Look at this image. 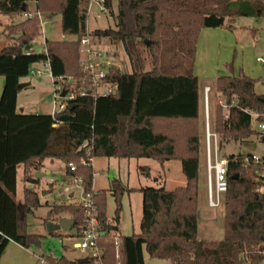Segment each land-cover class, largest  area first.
<instances>
[{
	"label": "trees",
	"instance_id": "obj_1",
	"mask_svg": "<svg viewBox=\"0 0 264 264\" xmlns=\"http://www.w3.org/2000/svg\"><path fill=\"white\" fill-rule=\"evenodd\" d=\"M31 0H0V13L14 19L30 11ZM36 12L49 16L60 13L62 30L77 40L73 53L49 48V54L31 52L39 35L37 17L24 18L6 27L8 45L1 47L0 76L5 78L0 98V259L13 240L25 248L40 246L44 235L28 232V213L41 206L40 179L34 177L47 159H61L70 178H80L90 191L94 171L82 160L88 156L153 158L160 163L180 160L186 184L172 190L166 187L131 188L119 179L108 190L96 191L95 202L103 220L106 236L107 194L114 196L115 219L120 220L122 196L139 191L143 195L140 231L121 235L123 264H146L151 258L169 259L171 264H264V165L243 163L229 155L228 191L225 195L224 237L215 245L198 238V197L200 168V87L193 73L173 74L160 70L162 31L173 32L174 46L194 65L196 46L204 27L217 28L235 21L237 16L264 15V0H105L115 25L91 32L94 37L122 45L132 65L131 72L113 68L107 82L117 84L115 94L78 95L73 108L55 115L19 112L18 84L30 68L49 60L54 84L70 88L68 78L81 83L78 45L87 32L86 0H35ZM212 3H216L212 6ZM152 47L154 68L145 70L140 46ZM261 80V79H260ZM258 79L243 72L224 74L216 79V89L228 102L237 106L225 118L220 107L215 131L222 141H239L255 134L253 119L243 109L259 113L264 120V93L256 91ZM262 140H264L262 138ZM86 144V147L83 145ZM87 147H91L90 154ZM239 156H242L239 154ZM76 164L72 171L70 163ZM24 166L23 206L15 200L17 167ZM70 180V179H69ZM48 204V203H47ZM45 222L63 212H71L80 228L82 206L53 203ZM105 264H115V246L105 244ZM47 256L53 264H70L71 259ZM91 264V263H85Z\"/></svg>",
	"mask_w": 264,
	"mask_h": 264
},
{
	"label": "rangeland",
	"instance_id": "obj_2",
	"mask_svg": "<svg viewBox=\"0 0 264 264\" xmlns=\"http://www.w3.org/2000/svg\"><path fill=\"white\" fill-rule=\"evenodd\" d=\"M216 3H212L214 7ZM97 6L89 12L87 20V28L91 31L97 29H105L115 25V17L106 13L97 16ZM9 16L0 13V32L1 44L6 42V26L9 22ZM42 21L51 23V29L42 33L35 38L33 49L35 52H42L43 45L41 42L48 44L47 48H58L62 53H73L77 46V40L72 35H67L62 30L61 14L48 16L42 13ZM41 29V26H40ZM219 35L217 37L218 44L216 49L212 51L209 58L203 63L202 70L205 75L200 78V108H201V127H200V181H199V197H198V238L206 240L210 245L217 244L224 237V205L220 208H211L208 205L207 192V168H206V142H205V107L203 98V87L208 84L211 86L209 112L211 129L215 131L217 111L220 107L223 115V109L218 101L223 98L216 89V76L219 73L236 74L240 72H250L252 77L257 78V74L264 77V67L257 61L258 57H264V15L262 16H237L233 23L226 24L223 27L209 28ZM161 54H160V70L173 74H188L193 72V66L186 56H183L175 49L173 40V32L171 29L164 28L162 31ZM97 46L102 51L108 53V60L123 72H131L132 65L129 57L122 45L109 43L106 39H96ZM143 66L145 70L154 68V57L152 47L143 44L140 46ZM234 67V69H226V66ZM47 62H38L31 66L30 73L26 77L32 83L25 86L18 92V108L24 110L25 113L40 112L42 114L52 113L55 105V93L60 83L54 84V79L46 70ZM226 65V66H225ZM199 67V66H198ZM201 68V66H200ZM35 71H42L41 75L35 74ZM215 72V73H214ZM258 72V73H257ZM261 77V78H262ZM256 91L264 93V85L258 79ZM108 87V84H102L98 87V93H102ZM72 88L76 90L75 84ZM57 108L65 99L57 98ZM254 125L252 126V128ZM254 135L247 139L239 141H222L220 133V156L228 157L229 155H257L264 157V141L255 131ZM117 158L111 160L110 169L105 157H93L94 168L99 170V174L93 176L94 185L98 188H108L114 178L121 176L124 183L136 186H165L167 190H172L178 186L186 184V177L182 172V165L179 160H171L160 163L153 158L133 159L129 163L122 160L121 166L117 163ZM137 164L138 166H135ZM148 166L149 170L143 169ZM19 202L22 201V167L20 166ZM49 171V172H47ZM44 176L41 178L40 185L37 187L40 195L41 206L32 213H28V232L33 234L44 235L41 239L40 246H32L31 253L36 255H56L58 257L65 256L69 259L79 258L86 255L85 252L75 249L73 243L76 241L74 237H70L66 232L58 229L50 234L47 230L49 223L45 222L49 205L53 203L78 205L81 206L83 199V189L71 179L65 172V162L61 159L53 161H45V169L42 171ZM70 179V180H69ZM95 180V181H94ZM125 183V184H126ZM28 187H32L28 184ZM43 191H47L43 195ZM70 193L74 195L70 197ZM122 208L120 211V221L117 223L115 219L116 201L114 196L109 192L107 194V225L118 224V230L114 231L122 235L137 233L140 229V220L142 217L143 195L139 191L124 193L122 196ZM48 203V204H47ZM62 217H72V213L67 211L59 214L52 222H57ZM146 264H171L169 259L151 258L145 252ZM37 264V262H35Z\"/></svg>",
	"mask_w": 264,
	"mask_h": 264
},
{
	"label": "built area",
	"instance_id": "obj_3",
	"mask_svg": "<svg viewBox=\"0 0 264 264\" xmlns=\"http://www.w3.org/2000/svg\"><path fill=\"white\" fill-rule=\"evenodd\" d=\"M94 5L97 6L98 17H100L102 13L107 12L105 0H86L85 9L87 14H89ZM34 17H37L39 19L41 31L42 33H45L46 28L44 22L42 21L41 12L35 11L25 14V18ZM96 39L97 37H94L88 30L86 34L81 38L77 50L80 56V65L82 72L84 73V77L81 83H78L77 80L69 77L68 82L70 83V88L66 90V95L64 97L61 96L64 89L62 88L61 84L58 85L55 93V105L51 113L52 115H55L56 113L68 107V105L73 103L78 95H85L88 93L97 94V89L102 84H108V87L100 94L108 95L116 93L117 84L107 82V77L109 76L111 70L115 68V66L108 60L107 53L98 48ZM40 44L43 45V51L46 54H49V50L47 48L48 44L46 45V42H41ZM33 51V46L28 47L26 53L30 54ZM257 61L264 67V57H258ZM46 62V70L52 76L49 60H47ZM42 73V71H35V74L38 75H41ZM261 82L262 84H264V77L261 78ZM72 84H75L76 90L72 88ZM210 91V86H206L203 91L205 107L207 192L209 207L216 209L224 205L225 195L228 191L227 173L229 168V158L220 156V136L216 131L211 129L209 112ZM57 98L65 99V101L60 103L59 108H57ZM218 103L223 109L224 117L228 118L230 109L234 106H237V99L233 98L230 102H228L224 98H220ZM243 110L251 114L254 125L253 129L257 131V134L260 136L261 140L262 138L264 139V120H258L261 115L259 113L250 111L248 108H244ZM83 147H86V144H84ZM90 151L91 147H87L88 154H90ZM234 159L241 160L243 163H255L264 165V157H259L257 155H235ZM82 162L85 165L92 167L93 157L89 155L88 158L82 160ZM76 167L77 166L74 162L70 163V168L72 171L76 170ZM73 180L83 189V199L81 202V206L84 210V223L80 228H78V235L74 237L70 234V232H67L70 237H74L76 239V241L73 243V247L86 253V255L81 256L80 258L86 257L88 259V263L105 264L106 248L104 244L111 239L115 246V264H123L120 252V246L122 243L121 235L117 232L108 230V232L110 233L108 236H106L103 220L99 215V207L94 199L96 191L93 189V187L90 191L85 190L80 178H73ZM261 190L264 192V187H262ZM50 256H52L53 258H59L56 255ZM37 264L53 263L48 261L47 256L38 255Z\"/></svg>",
	"mask_w": 264,
	"mask_h": 264
},
{
	"label": "crops",
	"instance_id": "obj_4",
	"mask_svg": "<svg viewBox=\"0 0 264 264\" xmlns=\"http://www.w3.org/2000/svg\"><path fill=\"white\" fill-rule=\"evenodd\" d=\"M29 4H30V11L31 12H35L36 10H37V2L35 1V0H31L30 2H29ZM47 15V14H46ZM49 16V15H48ZM89 16V15H88ZM10 18V17H9ZM25 18V15H23V16H21V17H16V18H14V19H12V18H10L9 19V22L8 23H6V24H4V25H10L13 21L14 22H18V21H20V20H23ZM88 20V19H87ZM0 24H2V23H0ZM45 25L47 24L48 25V28L46 29V31H49L50 29H51V23L50 22H48V23H44ZM6 26V27H7ZM87 30L88 31H90V32H92L91 30H89L88 28H87ZM6 32V31H5ZM4 32V33H5ZM1 33V32H0ZM219 34L217 33V32H215V31H210L209 30V28L208 27H204V28H202L201 29V31H200V34H199V37H198V41H197V46H196V57H195V61H194V65H193V73L198 77V79H200V78H202L204 75H205V72L202 70V65H203V63L209 58V56L211 55V53H212V51L213 50H215L216 49V46H217V44H218V42L219 41H217V37H219L218 36ZM220 43V42H219ZM6 45H8V40H7V38H6V42L4 43V44H1V47H5ZM59 51V50H58ZM60 52V51H59ZM107 53V52H106ZM107 55H108V53H107ZM199 66V67H198ZM200 66H201V68H200ZM226 66V65H225ZM234 69V67L230 64V66L228 65V66H226V69ZM235 70V69H234ZM215 73V72H214ZM258 73V72H257ZM224 74H227V73H219V74H217V76H216V79H217V77L218 76H220V75H224ZM244 74H246V75H248V76H250V77H252L253 75H256V74H252V73H250V72H246V73H244ZM229 75H231V74H229ZM234 75H236L235 73H234ZM258 76H257V78H255V77H252V78H255V79H261V77L262 76H260L259 74H257ZM27 77V76H26ZM26 77H24V78H22L21 79V81H20V83H26V85L25 86H30V84L32 83L31 81H28L27 79H26ZM54 79V78H53ZM54 82V81H53ZM260 82H261V80H260ZM262 83V82H261ZM4 84H5V78L3 77V76H0V98H1V94H2V91H3V88H4ZM216 84V83H215ZM262 85H264V84H262ZM24 86V87H25ZM206 86H210V85H208V84H206L204 87H203V91H204V88L206 87ZM257 86V85H256ZM199 87H200V80H199ZM211 87V86H210ZM17 109H18V111L19 112H24V110H19V108H18V96H17ZM25 113V112H24ZM36 114H39L40 112H35ZM51 113V112H50ZM200 113H201V108H200ZM49 114V113H48ZM200 115V114H199ZM200 122H201V116H200ZM200 127H201V123H200ZM106 158V160H107V163H108V169H110V166H111V163H112V161L111 160H114L115 158H117L118 160H117V163L116 164H118L119 166H121V164H122V160H126L127 161V163H128V167L130 166V162H131V160H133V159H141V158H119V157H105ZM47 160H50V159H47ZM51 161H53V160H51ZM171 161V160H170ZM180 161V160H179ZM166 162H168V161H166ZM181 162V161H180ZM20 166L22 167V173H21V175H22V179H23V186H22V196H23V199H22V201L21 202H19V200H18V197L20 196V189H19V181H20ZM94 161H93V166H92V168H93V171H94V175L96 176L97 174H99V171H100V169L99 170H95V168H94ZM135 166H138L137 164H135ZM139 167V166H138ZM45 169V162H44V164H43V166H42V168H41V170H35L34 171V174H35V172H37V171H43ZM143 169L144 170H146V171H148L149 170V167L148 166H144L143 167ZM23 171H24V166L22 165V164H20V165H18V167H17V186H16V195H15V200H16V202H17V204L18 205H20V206H23V203H24V189H25V187H28V184L29 183H27L26 181H25V179H24V174H23ZM47 172H49V171H47ZM94 176V177H95ZM114 179H119V180H121L123 183H124V181L122 180V178H121V176H119V177H117V178H114ZM113 179V180H114ZM40 181H41V179H40ZM95 181V180H94ZM199 181H200V168H199ZM126 183V182H125ZM124 183V184H125ZM32 185V184H31ZM126 185L128 186V187H131V188H140L141 186H136V185H130L129 183L127 184L126 183ZM32 187H33V185H32ZM92 187H93V189L95 190V191H100V190H108L109 188H110V185L108 186V188L107 189H105V187H100V188H98L96 185H94V182H93V184H92ZM37 189V188H36ZM38 190V189H37ZM39 191V190H38ZM44 192V191H43ZM47 192H45V194H46ZM109 193V192H108ZM44 194V195H45ZM74 194L73 193H70V197H72ZM49 210H50V206H49ZM142 218V217H141ZM120 221V220H119ZM141 221V220H140ZM112 225H117L118 226V224H112ZM139 226H140V224H139ZM118 230V229H117ZM116 230V231H117ZM139 231H140V229H139ZM138 231V232H139ZM137 232V233H138ZM66 234H67V232H66ZM68 235V234H67ZM120 235H122V234H120ZM37 256L38 255H36L35 253H31V251H30V249H28V248H25L24 246H22V245H20L19 243H17V242H15V241H13V240H11L9 243H8V245H7V247H6V249L4 250V253L2 254V256H1V259H0V264H35V262H37ZM80 258V257H79ZM75 259H78V258H75ZM75 259H72V260H75Z\"/></svg>",
	"mask_w": 264,
	"mask_h": 264
},
{
	"label": "water",
	"instance_id": "obj_5",
	"mask_svg": "<svg viewBox=\"0 0 264 264\" xmlns=\"http://www.w3.org/2000/svg\"><path fill=\"white\" fill-rule=\"evenodd\" d=\"M45 28H48V25H45ZM28 49V47H27ZM26 85V83H19L18 84V89H22L24 86ZM66 95V90H64L61 94L62 97H64ZM74 106H76L75 103H71L68 105V108H73ZM44 176V173L41 171H37L34 174V177L36 179H41ZM44 191L43 195L45 194ZM58 229H61L64 232H70V234L74 237H76L78 235V228L75 226V219L73 217H62L60 218L57 222H52L50 221L47 225V230L50 234L53 233V231H56ZM118 229L117 225H109L108 230L109 231H116ZM88 263V259L86 257L83 258H78L76 260H71L70 264H85Z\"/></svg>",
	"mask_w": 264,
	"mask_h": 264
}]
</instances>
